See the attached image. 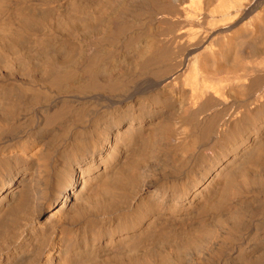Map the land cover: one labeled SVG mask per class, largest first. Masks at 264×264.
Wrapping results in <instances>:
<instances>
[{"label": "bare ground", "instance_id": "obj_1", "mask_svg": "<svg viewBox=\"0 0 264 264\" xmlns=\"http://www.w3.org/2000/svg\"><path fill=\"white\" fill-rule=\"evenodd\" d=\"M0 264H264V0H0Z\"/></svg>", "mask_w": 264, "mask_h": 264}]
</instances>
